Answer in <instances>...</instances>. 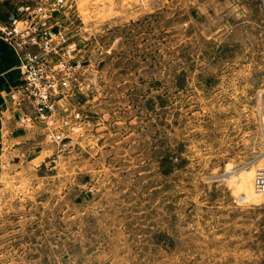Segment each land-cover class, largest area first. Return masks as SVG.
Returning <instances> with one entry per match:
<instances>
[{"label": "rangeland", "instance_id": "374dc122", "mask_svg": "<svg viewBox=\"0 0 264 264\" xmlns=\"http://www.w3.org/2000/svg\"><path fill=\"white\" fill-rule=\"evenodd\" d=\"M18 7L66 42L47 118L7 98L36 132L0 139V264H264L263 1Z\"/></svg>", "mask_w": 264, "mask_h": 264}, {"label": "built area", "instance_id": "2783aa9c", "mask_svg": "<svg viewBox=\"0 0 264 264\" xmlns=\"http://www.w3.org/2000/svg\"><path fill=\"white\" fill-rule=\"evenodd\" d=\"M56 1L58 4H62L65 0ZM262 1L264 5V0ZM41 9L44 10L43 7ZM26 11V8L18 7L7 14L5 21L0 19V37L11 48L19 52L21 67L25 69L22 72L21 83L8 94V98L13 102L19 101L21 104V97L30 93L28 100L36 104L42 118H47L53 107L49 104L48 96L45 95L44 77L39 65L44 64L47 56L55 54L58 46L65 43L66 40L63 39L61 42V40L56 39V35L51 30L40 29L31 19L24 21L23 17ZM37 17L40 20H48L51 15L44 13L43 17L40 15ZM22 24L26 26H21ZM31 47L37 48L38 52H32ZM259 173L255 182L257 188L263 189L264 173Z\"/></svg>", "mask_w": 264, "mask_h": 264}, {"label": "crops", "instance_id": "0c3cea01", "mask_svg": "<svg viewBox=\"0 0 264 264\" xmlns=\"http://www.w3.org/2000/svg\"><path fill=\"white\" fill-rule=\"evenodd\" d=\"M0 16L5 19V11L1 10ZM22 79L21 57L18 51L11 48L7 42L0 37V139L3 137L12 141L21 142L29 139L32 133L17 130L14 127L13 117L7 111L8 94L16 88Z\"/></svg>", "mask_w": 264, "mask_h": 264}, {"label": "trees", "instance_id": "16d2710c", "mask_svg": "<svg viewBox=\"0 0 264 264\" xmlns=\"http://www.w3.org/2000/svg\"><path fill=\"white\" fill-rule=\"evenodd\" d=\"M0 19H1V20H6V17H5V19H3V18L0 16Z\"/></svg>", "mask_w": 264, "mask_h": 264}]
</instances>
